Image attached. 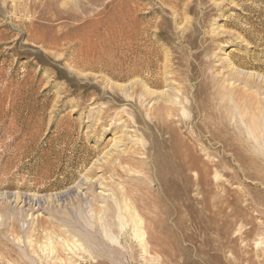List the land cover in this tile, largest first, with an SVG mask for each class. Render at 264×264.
<instances>
[{
    "label": "rangeland",
    "instance_id": "obj_1",
    "mask_svg": "<svg viewBox=\"0 0 264 264\" xmlns=\"http://www.w3.org/2000/svg\"><path fill=\"white\" fill-rule=\"evenodd\" d=\"M0 264H264V0H0Z\"/></svg>",
    "mask_w": 264,
    "mask_h": 264
},
{
    "label": "bare ground",
    "instance_id": "obj_2",
    "mask_svg": "<svg viewBox=\"0 0 264 264\" xmlns=\"http://www.w3.org/2000/svg\"><path fill=\"white\" fill-rule=\"evenodd\" d=\"M218 126V125H217ZM139 236V235H138Z\"/></svg>",
    "mask_w": 264,
    "mask_h": 264
}]
</instances>
